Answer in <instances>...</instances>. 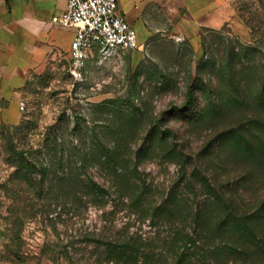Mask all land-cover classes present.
Listing matches in <instances>:
<instances>
[{"label": "rangeland", "instance_id": "1", "mask_svg": "<svg viewBox=\"0 0 264 264\" xmlns=\"http://www.w3.org/2000/svg\"><path fill=\"white\" fill-rule=\"evenodd\" d=\"M168 3L167 13L157 16L160 30L148 32L151 18L144 17L139 27L129 21L138 32L139 48L119 50L107 57L96 51L76 75L70 71L71 59L32 73L20 89L18 105L25 108L19 109L17 122L0 114V264H67L58 253L64 245L88 246L87 252L95 247L94 241L88 245L76 241L79 232L86 231L119 234L129 230L164 247V238L172 229L188 227L202 229L204 236L210 235L205 241L218 244L224 238L208 231L230 211L254 214L257 226L252 242L236 238L231 243L239 249L225 261L217 256V263L264 264V117L252 118L249 132L242 131L249 140L245 152L226 135L239 122L237 109H219L208 116L202 95L197 109L183 105L188 86L215 68L198 72L203 49H197L190 36L201 22L214 23V11L221 13L223 25L202 26L209 55L205 59L212 53L220 63L227 48L246 43L261 46L264 53V38L252 34L240 18L237 0H221L216 8L206 7L196 15L189 12L185 0ZM214 72L211 80L217 83L219 77ZM219 101L223 104L226 96ZM6 105L1 101L0 109ZM23 120L32 125L23 141L27 148L32 146L29 156L47 166L46 180L66 177L71 168L78 170L83 179L105 184L108 201L101 208L84 203L86 207L80 209L72 199H59V204L52 206V220H45V215L28 218L22 236L16 239L22 242L25 259L19 262L8 253L17 242L10 212L14 169L6 160V143L11 133L20 138L11 126ZM107 147L122 152L118 162L126 166L125 179L130 186L138 180L139 190L148 200L158 204L166 198L175 201L173 221L154 213L148 205L142 210L120 198L114 171L101 156ZM83 156L88 158L87 166L79 169ZM117 158L121 159L119 154ZM58 177L56 185L66 181ZM209 183L225 201H217L214 193L208 195ZM216 233L229 234L224 230ZM252 243L258 245L251 247L253 257L248 249ZM70 249L76 252L74 247ZM157 261L164 264L162 259Z\"/></svg>", "mask_w": 264, "mask_h": 264}, {"label": "trees", "instance_id": "2", "mask_svg": "<svg viewBox=\"0 0 264 264\" xmlns=\"http://www.w3.org/2000/svg\"><path fill=\"white\" fill-rule=\"evenodd\" d=\"M7 3L10 5L9 0ZM237 5L238 14L250 28L251 33L258 34L259 38H264V0H258V3L253 0H237ZM200 35L203 56L200 59L202 66L198 72L201 73L206 67H215L214 70H210V74L212 75V72L215 71V77L219 78L217 83H213L211 79L214 77L211 78V75L207 74V78L206 75L203 77L201 74L202 76H199L195 82L188 86L187 100L183 105L185 109H197L201 106L199 100L202 95V98L207 100L205 111L208 116L219 113V109L225 111L232 108L237 109L239 122L226 135L232 136L231 143H237L239 148L248 152L249 140L242 131L249 132L247 129L250 128L252 118L260 120L259 117H264L263 48L249 43L238 46L231 45L225 50L222 61L219 63L215 54L210 53V59L204 58L208 55L207 38L202 31ZM223 96H226V101L222 104L219 98ZM261 125L264 129V124L261 123ZM31 127V123L29 124L27 120L11 126L14 132L20 133L21 136L15 138L11 133L7 137L6 143L8 155L6 160L14 169L10 181L12 201L10 212L12 213L15 229L14 240L16 242V239H20L22 236L28 218L35 215L42 217L45 215L47 217L45 220H52L51 215L54 214L52 206L58 205L59 199H72L73 203L80 209L86 207L84 203H91L101 208L108 201L105 198V184L102 185L92 178L83 179L78 170L76 172L72 168L69 170L68 175L75 177L73 180L67 177L68 175L66 177L56 175V177L66 180L62 181L63 184L58 183L56 185V177L46 180L47 166H44L45 163L43 164L39 158L29 156V149L32 146L27 148L25 145L27 142L23 141ZM235 132H238L240 137H237ZM106 149L101 153V156H103V161L109 163L110 169L114 171V187L120 198L129 200V205L135 206V208L139 207L142 210L146 209L147 207L144 206L148 205L154 213H159L162 217H167L173 221L174 210L172 207L175 201L172 198H166L158 204L156 201L148 200L147 196L140 192L138 180H133L130 186L125 179L127 175L126 166L120 165L118 162V160L122 161V152L120 150L114 152L110 147ZM118 154L121 159L117 158ZM87 161L88 158L83 156L81 162L83 165L79 166V169L85 168ZM2 187L3 185L0 186V189ZM207 193L210 196L214 193L218 198L217 201H225L224 195L218 194L216 187L211 183L208 184ZM253 218L254 214L251 213L237 215L235 212H228L218 225L209 229L210 232L208 231L209 234L224 238L218 244L205 241L204 237L209 240L210 235L204 236L202 229L194 228L192 230L188 227L178 228L176 226L172 229L168 237L164 238V247H158L155 244L157 241L152 238L144 237L138 232H130L129 230H124L119 234H97L95 231H86L85 233L79 232L76 241L85 242L87 245L94 241L95 247L92 250L87 252L88 246L82 249L80 247L75 248L73 244H67L58 253L67 264H156L158 259H162L164 264H219L217 263V256L222 257L221 260L225 261L229 255L234 254L239 249L231 243L235 242L236 238L253 241L251 237L255 234L254 225L257 226L255 220H252ZM222 230L229 234L216 233H220ZM97 235L99 236L97 237ZM16 244L17 247L8 248L9 256H12L15 261L23 262L25 259L22 242ZM69 246L72 249L74 247L76 252H73ZM252 246L258 245L252 243L248 247L251 257L255 254ZM252 264H255V261Z\"/></svg>", "mask_w": 264, "mask_h": 264}, {"label": "crops", "instance_id": "3", "mask_svg": "<svg viewBox=\"0 0 264 264\" xmlns=\"http://www.w3.org/2000/svg\"><path fill=\"white\" fill-rule=\"evenodd\" d=\"M9 1L10 5L7 0H0V102L7 104L0 109V114L7 121L17 122L20 89L30 74L71 59L70 50L77 28L52 21L53 16L67 9V0ZM168 1L120 0L119 7L137 27L143 24L144 17L151 18L148 32H155L161 29L156 20L160 14L167 13ZM185 3L189 12L196 15L203 13L206 7L216 8L221 0H185ZM214 12V23L201 22L197 31L190 35L197 49L202 50V26L219 28L223 25L221 13Z\"/></svg>", "mask_w": 264, "mask_h": 264}, {"label": "built area", "instance_id": "4", "mask_svg": "<svg viewBox=\"0 0 264 264\" xmlns=\"http://www.w3.org/2000/svg\"><path fill=\"white\" fill-rule=\"evenodd\" d=\"M67 9L52 21L76 26L70 50V71L79 74L85 63L99 51L109 56L119 50L140 47L137 30L121 12L120 0H67ZM20 108L24 109V104Z\"/></svg>", "mask_w": 264, "mask_h": 264}]
</instances>
